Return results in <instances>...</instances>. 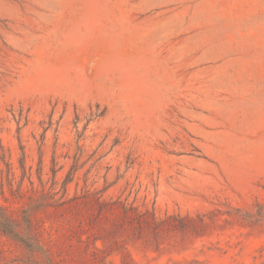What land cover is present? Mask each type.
<instances>
[{
    "label": "rangeland",
    "instance_id": "1",
    "mask_svg": "<svg viewBox=\"0 0 264 264\" xmlns=\"http://www.w3.org/2000/svg\"><path fill=\"white\" fill-rule=\"evenodd\" d=\"M0 212V264H264V0H0Z\"/></svg>",
    "mask_w": 264,
    "mask_h": 264
},
{
    "label": "trees",
    "instance_id": "2",
    "mask_svg": "<svg viewBox=\"0 0 264 264\" xmlns=\"http://www.w3.org/2000/svg\"><path fill=\"white\" fill-rule=\"evenodd\" d=\"M135 211H136V209H134L132 207H128L125 205L123 206V214H124V217L126 218V220L131 219V217H134L133 212H135ZM145 214L146 213H136V212L134 213V215H137L138 217H141V218H143V216ZM9 222H10V220L4 214H2L0 212V230L2 231V233H4V234L11 233L9 230ZM164 222H165V220L159 221V222L156 221L154 216H152V218L150 220V223H152L154 225H162Z\"/></svg>",
    "mask_w": 264,
    "mask_h": 264
}]
</instances>
